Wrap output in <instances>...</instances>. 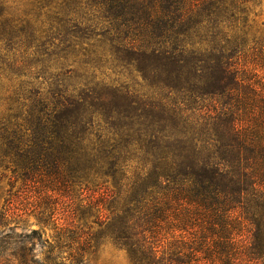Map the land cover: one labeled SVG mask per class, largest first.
Masks as SVG:
<instances>
[{
    "label": "trees",
    "instance_id": "obj_1",
    "mask_svg": "<svg viewBox=\"0 0 264 264\" xmlns=\"http://www.w3.org/2000/svg\"><path fill=\"white\" fill-rule=\"evenodd\" d=\"M28 4L0 0L5 217L55 234L9 228L0 257L264 264V0Z\"/></svg>",
    "mask_w": 264,
    "mask_h": 264
},
{
    "label": "rangeland",
    "instance_id": "obj_2",
    "mask_svg": "<svg viewBox=\"0 0 264 264\" xmlns=\"http://www.w3.org/2000/svg\"><path fill=\"white\" fill-rule=\"evenodd\" d=\"M9 6L11 7V11L13 13L25 16L27 10L29 9L28 0H7ZM28 8V9H27ZM261 8H257L259 11ZM264 18L263 16L259 17L258 19L261 20ZM8 86V81H0V119L5 109V89ZM128 171L130 175L134 174V167L133 165L128 167ZM10 176L11 172L6 171L3 168H0V235L5 232V230L9 228H13L16 232L21 233L25 232L27 229H42L44 232L43 239L52 238L55 234L54 230L52 229V225L49 226H40L36 217L32 215H26L21 219H14L11 217H5V209L9 208V199L12 198L10 193H15L20 188V183L16 185L15 188H11L10 186ZM11 190V191H9ZM78 198L76 199L79 204L85 203L86 200L82 199L84 196L78 194ZM42 197L41 193H37L34 191L32 195L28 198V201H33L34 199H39ZM27 202V201H26ZM65 204V203H64ZM13 205L17 207L18 211L23 208L24 204H21L20 201L13 202ZM94 220V217H91L88 222ZM84 221L81 222L83 224ZM89 224V223H88ZM83 226L86 230V224L84 223ZM97 230V225H93ZM40 249V247H38ZM0 264H7L6 261L0 257ZM89 264H132L131 259L129 257L128 252L121 248L120 246L116 245L111 239L105 238L102 239L97 247V251L93 254L89 255Z\"/></svg>",
    "mask_w": 264,
    "mask_h": 264
}]
</instances>
